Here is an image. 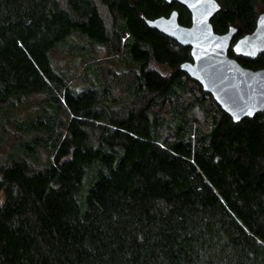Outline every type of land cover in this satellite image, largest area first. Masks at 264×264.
Wrapping results in <instances>:
<instances>
[{
  "label": "trees",
  "instance_id": "obj_1",
  "mask_svg": "<svg viewBox=\"0 0 264 264\" xmlns=\"http://www.w3.org/2000/svg\"><path fill=\"white\" fill-rule=\"evenodd\" d=\"M216 2L232 41L264 12ZM173 9L190 23L165 0H0V119L41 96L0 157V264H264V112L234 122L179 68L189 46L142 18Z\"/></svg>",
  "mask_w": 264,
  "mask_h": 264
},
{
  "label": "water",
  "instance_id": "obj_2",
  "mask_svg": "<svg viewBox=\"0 0 264 264\" xmlns=\"http://www.w3.org/2000/svg\"><path fill=\"white\" fill-rule=\"evenodd\" d=\"M177 2L190 12V25L178 22L175 9L167 16L146 19L145 23L160 33L189 46L190 61L179 68L197 81L204 92L211 94L219 106L234 122L264 112V67L248 68L228 54L254 58L264 51V12L256 16L254 29L231 44L236 29L229 27L224 33L214 32L210 18L219 9L216 0H165Z\"/></svg>",
  "mask_w": 264,
  "mask_h": 264
},
{
  "label": "rangeland",
  "instance_id": "obj_3",
  "mask_svg": "<svg viewBox=\"0 0 264 264\" xmlns=\"http://www.w3.org/2000/svg\"><path fill=\"white\" fill-rule=\"evenodd\" d=\"M92 53L103 57L105 56V53L103 49H92ZM52 56L54 58V61L57 65H60L70 71H75V64L73 60L67 56V54L63 51V49H56L52 53ZM115 70H117L116 66L114 67ZM80 70V67L78 68ZM41 97L40 95H33L25 100L23 102L19 103L16 106V109L5 119H0V130L3 131L4 137L0 139V157L2 155H8L10 153H15L16 148H18V144L16 143L21 137L19 135V130L16 129V122L15 119L21 120L24 119L28 114H34L36 111L33 109V107L36 105L38 98ZM27 105H30L32 107H28ZM14 118H12L13 116ZM202 123V121H200ZM203 124V123H202ZM204 125V124H203ZM205 126V125H204ZM5 135L8 136V139H6ZM7 156V157H8ZM47 159L46 154H41V157L37 163H40L42 161H45Z\"/></svg>",
  "mask_w": 264,
  "mask_h": 264
},
{
  "label": "flooded vegetation",
  "instance_id": "obj_4",
  "mask_svg": "<svg viewBox=\"0 0 264 264\" xmlns=\"http://www.w3.org/2000/svg\"><path fill=\"white\" fill-rule=\"evenodd\" d=\"M186 8V7H185ZM187 9V8H186ZM188 11V10H187ZM189 12V11H188ZM189 14H190V12H189ZM190 23H191V17H190ZM190 23L188 24V25H190ZM233 42H235V40L234 41H232V39H231V44L233 43Z\"/></svg>",
  "mask_w": 264,
  "mask_h": 264
}]
</instances>
